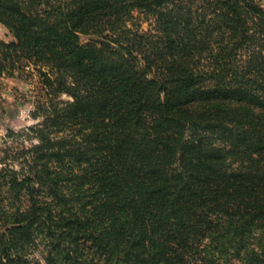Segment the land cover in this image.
I'll list each match as a JSON object with an SVG mask.
<instances>
[{
	"label": "trees",
	"instance_id": "trees-1",
	"mask_svg": "<svg viewBox=\"0 0 264 264\" xmlns=\"http://www.w3.org/2000/svg\"><path fill=\"white\" fill-rule=\"evenodd\" d=\"M0 25V101L31 69L40 120L1 151L0 264H264L259 0H0Z\"/></svg>",
	"mask_w": 264,
	"mask_h": 264
},
{
	"label": "rangeland",
	"instance_id": "rangeland-1",
	"mask_svg": "<svg viewBox=\"0 0 264 264\" xmlns=\"http://www.w3.org/2000/svg\"><path fill=\"white\" fill-rule=\"evenodd\" d=\"M264 7V0H259ZM146 27V24H143ZM0 40L8 43L13 40L9 32L0 25ZM83 44L88 38L81 37ZM38 88V77L32 70L16 73L12 78L2 80L0 101V157L1 151L7 147H15L20 144V139H6L7 131L20 132L35 125L40 120H34L30 114L33 111ZM63 100H68L63 96Z\"/></svg>",
	"mask_w": 264,
	"mask_h": 264
}]
</instances>
